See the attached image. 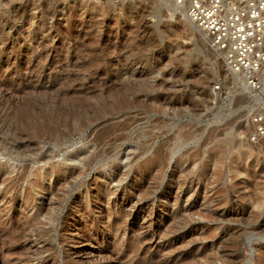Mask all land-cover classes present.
Here are the masks:
<instances>
[{
	"label": "rangeland",
	"instance_id": "obj_1",
	"mask_svg": "<svg viewBox=\"0 0 264 264\" xmlns=\"http://www.w3.org/2000/svg\"><path fill=\"white\" fill-rule=\"evenodd\" d=\"M125 2L0 0V264H264V95Z\"/></svg>",
	"mask_w": 264,
	"mask_h": 264
},
{
	"label": "built area",
	"instance_id": "obj_2",
	"mask_svg": "<svg viewBox=\"0 0 264 264\" xmlns=\"http://www.w3.org/2000/svg\"><path fill=\"white\" fill-rule=\"evenodd\" d=\"M175 1L212 46L223 51L230 72L240 75L250 92L264 95V0ZM252 122V139L262 138L264 110L254 113Z\"/></svg>",
	"mask_w": 264,
	"mask_h": 264
},
{
	"label": "bare ground",
	"instance_id": "obj_3",
	"mask_svg": "<svg viewBox=\"0 0 264 264\" xmlns=\"http://www.w3.org/2000/svg\"><path fill=\"white\" fill-rule=\"evenodd\" d=\"M72 1H75V0H72ZM79 1H81L83 3H96V4H98L100 2V0H79ZM105 1H107V2H110L111 1L113 4H118L120 6L125 5V3H126L125 1H127L129 3L131 2L129 6H132V3L134 4V1H136V0H129V1L128 0H105ZM151 3H152V6H151L152 15H154V16L155 15H159L157 9L162 10L163 8H165V9H168L169 10L171 8L172 11H174V12L179 13V14L182 15L183 20H184V23H185V27L187 28L186 29L187 32H191V33H195V34L199 33L207 41V43L209 44V46L213 47L212 44H211L210 38L203 31H201L199 28L196 27L195 23L193 21H191L187 17V15L185 14V9L183 7H180L179 5H177L175 0H151ZM213 48L217 51L218 54H221L222 55V59H223V62H224V53H223V51L217 50L215 47H213ZM224 64H225V62H224ZM225 67H226V65H225ZM238 76L240 77V79L243 81L245 87L247 88L246 83H245V80L240 75H238ZM129 85L130 84L127 83V86H129ZM138 87H140V86H138ZM141 88H142V86H141ZM140 91L145 92L144 90H140ZM128 96H130V95H128ZM96 142H98V141H96ZM97 144H99V143H97ZM236 144H237L236 146L238 148L237 150H239V153L238 154L240 156L241 155H247L248 154V153H245V152L242 151V145H241V143L237 142ZM35 176H36V174H35Z\"/></svg>",
	"mask_w": 264,
	"mask_h": 264
},
{
	"label": "water",
	"instance_id": "obj_4",
	"mask_svg": "<svg viewBox=\"0 0 264 264\" xmlns=\"http://www.w3.org/2000/svg\"><path fill=\"white\" fill-rule=\"evenodd\" d=\"M156 17L160 20V19H163V17L162 16H160V15H156ZM178 24H180L181 25V22L180 21H178Z\"/></svg>",
	"mask_w": 264,
	"mask_h": 264
}]
</instances>
